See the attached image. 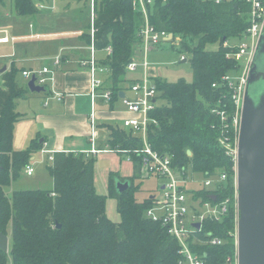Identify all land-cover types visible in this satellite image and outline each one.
<instances>
[{"label":"trees","instance_id":"obj_1","mask_svg":"<svg viewBox=\"0 0 264 264\" xmlns=\"http://www.w3.org/2000/svg\"><path fill=\"white\" fill-rule=\"evenodd\" d=\"M94 2L96 48L104 51L112 47V53L98 64L109 70L105 87L112 92V100L119 99L129 82L127 67L143 44L140 33L145 17L134 8V0ZM11 3L19 16L39 12L37 0ZM146 10L155 30L173 34L171 42L177 43L193 71L192 82L154 79L158 96L151 116L157 124L149 128V144L160 155L170 156L173 167H190L202 176L227 175L213 193L219 201L231 200L230 211L221 222L205 225L223 244L199 250L204 251L209 264H225L228 258L234 264L235 162L220 145L223 124L213 109L226 110L231 121L234 108L222 78L238 71L240 65L228 56L233 50L225 43L246 33L251 6L245 0L219 4L215 0H152ZM86 38L89 42V35ZM214 45L217 50L207 49ZM17 72L4 74L0 87V232L10 236V252L0 249V264H177L178 241L146 214L152 198L141 202L136 198L143 181L137 156L133 157L135 172L131 178L110 174L108 196L98 195L95 189L96 156L64 152L54 154L48 167L54 181L52 190L7 195L5 188L18 179L39 149L38 142L22 151L13 147L14 128L22 119L15 102L29 93L19 85ZM214 84L218 86L214 88ZM140 142L123 129H113L99 149L104 150L105 145L112 150L136 149L142 146ZM117 181L129 182V189L119 193ZM108 197L117 201L118 224L107 217Z\"/></svg>","mask_w":264,"mask_h":264},{"label":"crops","instance_id":"obj_2","mask_svg":"<svg viewBox=\"0 0 264 264\" xmlns=\"http://www.w3.org/2000/svg\"><path fill=\"white\" fill-rule=\"evenodd\" d=\"M90 4L88 0H37L39 12L34 16H19L11 0L0 4V40L8 38V42L0 41V87L4 82L3 75L17 70L19 85L29 92L15 102L16 112L22 119L14 128L13 147L22 151L30 148L33 142L39 143V149L31 157L34 174L27 176L23 170L20 176L34 177L37 166L43 167L48 174L47 162L51 163L49 159L56 153L91 151L93 133L96 134L95 147L99 149L109 140L113 129H123L124 120L133 116L121 96L111 101L91 96V72L81 65L92 56ZM86 35H89V42ZM106 55L96 48L94 57L98 62ZM58 58L61 59L59 66L55 64ZM44 68L50 71L44 76L46 91L30 92L29 80L23 72ZM4 69L6 71L2 73ZM141 76L128 74V80L132 83ZM100 78L106 76L101 74ZM129 82L123 86L126 91L122 93L131 97V85L127 91ZM104 89L107 88L104 86ZM96 158L94 185L97 194L96 175L100 170L108 188L101 194L106 195L109 194L111 173L124 179L134 175L133 162L115 153H102ZM122 161L130 166V172Z\"/></svg>","mask_w":264,"mask_h":264},{"label":"built area","instance_id":"obj_3","mask_svg":"<svg viewBox=\"0 0 264 264\" xmlns=\"http://www.w3.org/2000/svg\"><path fill=\"white\" fill-rule=\"evenodd\" d=\"M229 0H215L216 3L227 2ZM251 6L250 12V27L242 36L244 41L236 46L230 45V42L225 43V47L231 48L233 51L228 54L229 57L235 59L238 63L245 61V66L242 74L233 79L230 75L222 78V82L226 84L230 90V100L234 108L232 120L228 116L226 110L215 107L213 114L220 117L223 124L222 136L219 138L220 145L226 150L227 155L233 157L235 162V170L237 168L238 155V138L240 123L242 117V109L244 98L247 90L249 73L252 67L253 58L255 56L257 46L261 36L264 34V0H245ZM152 0H135L134 8L141 11L146 16V23L141 31V36L144 44L143 57L140 61L132 59L128 65V72H136L138 68H142L145 72L148 70V56L153 48L162 41H167L169 35L165 32H159L149 23L146 4ZM139 3L142 5V10L138 8ZM91 26H92V56L89 60L81 62L83 67H87L91 72V96L93 99L101 97L105 100H112V92L109 89H104L105 79L100 78V75L109 72L107 68L101 67L95 59L96 50L95 41V2L92 0L90 4ZM138 8V9H137ZM8 42V38L0 40ZM107 54L112 53V47L109 46L104 50ZM182 60H186L185 56H181ZM57 66L61 64V59L58 58L55 63ZM241 67V66H240ZM240 69V68H239ZM48 68L39 71L23 72V76L31 79L33 76L37 79V84L45 85L46 73H49ZM218 85L214 84L216 88ZM131 97L125 96L122 98L127 111L133 114L132 117L124 120L123 130L133 137L138 138L142 144L136 149H115L112 150L108 146L104 150L95 147L96 134L93 133V148L87 155L97 156L102 153H115L124 156L130 162H133V157L137 156L140 159V174L142 179L159 177L165 180V183L159 188V195H155L152 199V206L147 210V216L154 222L160 223L166 231L175 238L179 243L178 255L180 259L177 264H209L206 254L199 249L205 246H221L223 241L216 237L213 232L206 230V223H219L229 213L231 207L230 199L218 200V196L213 193L221 184L227 180L226 174H215L213 176H200L195 174L190 167H173L172 158L170 156L160 155L154 151L148 141V131L152 125H156L157 121L151 116L156 109L158 91L155 82L151 76L146 75L143 79L135 81L131 87ZM53 158L50 157L52 161ZM27 176L34 174V168L28 165L25 169ZM200 176L199 177H197ZM208 195L209 200H204V196ZM216 196V200L212 197ZM237 183L236 194L234 200V210L236 220L238 221L239 210L237 202ZM211 198V199H210ZM199 225V228H197ZM236 252L234 264L238 262L237 256V226H236ZM232 258H228L225 264H231Z\"/></svg>","mask_w":264,"mask_h":264},{"label":"water","instance_id":"obj_4","mask_svg":"<svg viewBox=\"0 0 264 264\" xmlns=\"http://www.w3.org/2000/svg\"><path fill=\"white\" fill-rule=\"evenodd\" d=\"M173 34L167 41H171ZM186 62V60H183ZM6 69L2 70L4 73ZM33 76L28 82L32 93L45 92ZM250 90L253 91L251 95ZM125 94L122 93L121 98ZM191 156V151H188ZM237 264H264V34L259 40L249 73L238 138L237 155ZM129 182L117 181L123 193ZM216 200V196L212 197ZM60 227V226H59ZM199 228V225H197ZM0 249L9 253L10 236L0 232Z\"/></svg>","mask_w":264,"mask_h":264},{"label":"rangeland","instance_id":"obj_5","mask_svg":"<svg viewBox=\"0 0 264 264\" xmlns=\"http://www.w3.org/2000/svg\"><path fill=\"white\" fill-rule=\"evenodd\" d=\"M6 2L9 0H5ZM135 2V1H134ZM91 3V2H90ZM140 10H142V5L139 3L138 5ZM137 8V9H138ZM90 11V10H89ZM145 17V23H146V16ZM145 25V24H144ZM244 41V38H237V39H232L230 41V45H239ZM218 46H208L207 49L209 50H217ZM143 49H144V44H142V47L140 51L135 55L133 59H136V61H140L143 57ZM104 54H107L105 51H103ZM181 53L179 51V47L177 43H172L171 41H162L159 43L155 48H153L148 56V62H149V67L148 70L145 72L144 69L138 68L136 72H129V74H142V76L138 79H143L146 75L151 76L153 81L155 78H161L169 83H175L178 82L181 79H184L188 82H192L193 80V71L191 68V64L189 62H184L181 59ZM245 61H242L239 63L241 66L238 71L232 72L230 76L233 79H236L239 77L245 66ZM105 75V74H103ZM107 76V75H106ZM131 78V77H130ZM27 79V78H26ZM32 79V78H31ZM31 79H28L29 81ZM137 81V80H135ZM131 83V82H129ZM134 83V81H133ZM37 84V81H36ZM48 84V82H47ZM39 85V84H37ZM131 84L128 85V92H129V87ZM39 86H45V85H39ZM251 95H253V91L250 90ZM232 120V118H231ZM118 155V154H117ZM121 156V155H119ZM97 157V156H96ZM124 158V156H121ZM50 160V159H49ZM118 166L120 161H118ZM124 162V161H122ZM50 166V162H47ZM46 164V165H47ZM98 162L96 161L95 163V168L97 167ZM127 168V170L130 172V166L126 164L125 162L122 164ZM103 169H107L104 167ZM45 169L41 166H37V171L35 173L34 177H27V176H20L18 180L12 183L11 186L5 188V192L7 195L10 197L13 195L14 192L17 191H28V190H52L54 188V181L52 180V176L50 175L49 171L47 170L48 174L45 173ZM125 171V170H124ZM123 171V172H124ZM202 177V175L200 174ZM200 176L197 175V177L200 178ZM142 178V177H141ZM147 179V178H146ZM104 175L101 172V170L98 172L96 175V182L99 188V193L102 196H108L106 193L101 194L102 192H106L107 184L103 181ZM137 183V181H136ZM165 183V180L163 178L159 177H151L147 180L141 181V189L140 192L136 195V198L139 202L144 201L146 199L151 198V196L159 195V188L162 186V184ZM237 183V178L235 174V187ZM236 194V190H235ZM235 200V196H234ZM106 210H107V217L109 220H111L113 223L118 224L121 221V217L118 213L117 210V201L114 198L108 197L107 199V204H106ZM237 218V217H236ZM237 224V220H236ZM10 252V250H9ZM236 252V250H235Z\"/></svg>","mask_w":264,"mask_h":264},{"label":"bare ground","instance_id":"obj_6","mask_svg":"<svg viewBox=\"0 0 264 264\" xmlns=\"http://www.w3.org/2000/svg\"><path fill=\"white\" fill-rule=\"evenodd\" d=\"M135 1V0H134ZM91 2H92V0H91ZM133 6H134V3H133ZM145 26V25H144ZM168 35H170V34H168Z\"/></svg>","mask_w":264,"mask_h":264}]
</instances>
